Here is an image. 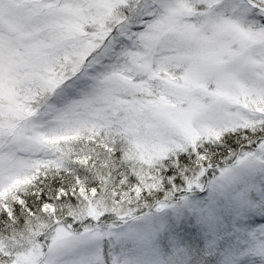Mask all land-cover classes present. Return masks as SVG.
<instances>
[{
    "label": "snow or ice",
    "instance_id": "snow-or-ice-1",
    "mask_svg": "<svg viewBox=\"0 0 264 264\" xmlns=\"http://www.w3.org/2000/svg\"><path fill=\"white\" fill-rule=\"evenodd\" d=\"M0 264H264V0H0Z\"/></svg>",
    "mask_w": 264,
    "mask_h": 264
}]
</instances>
